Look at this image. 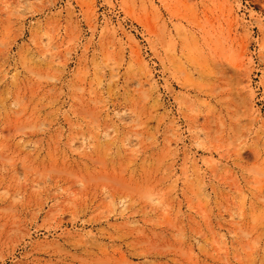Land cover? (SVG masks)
Here are the masks:
<instances>
[{"label": "rangeland", "instance_id": "rangeland-1", "mask_svg": "<svg viewBox=\"0 0 264 264\" xmlns=\"http://www.w3.org/2000/svg\"><path fill=\"white\" fill-rule=\"evenodd\" d=\"M0 264H264V0H0Z\"/></svg>", "mask_w": 264, "mask_h": 264}]
</instances>
